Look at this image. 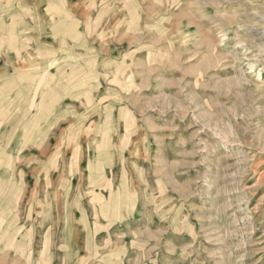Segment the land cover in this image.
I'll return each mask as SVG.
<instances>
[{"label": "rangeland", "instance_id": "obj_1", "mask_svg": "<svg viewBox=\"0 0 264 264\" xmlns=\"http://www.w3.org/2000/svg\"><path fill=\"white\" fill-rule=\"evenodd\" d=\"M23 1L0 264H264V0Z\"/></svg>", "mask_w": 264, "mask_h": 264}, {"label": "bare ground", "instance_id": "obj_2", "mask_svg": "<svg viewBox=\"0 0 264 264\" xmlns=\"http://www.w3.org/2000/svg\"><path fill=\"white\" fill-rule=\"evenodd\" d=\"M25 1V0H24ZM23 1V2H24ZM67 1V0H66ZM37 2V1H36ZM43 3H45L43 0H41L40 2H38V3H36L37 5H41V4H43ZM46 6H47V8L50 10L49 12L50 13H52V11H55L56 12V9L54 10V4H53V2H51V3H46ZM73 6V5H72ZM71 6V7H72ZM71 7H69V8H71ZM57 8V7H56ZM58 11V10H57ZM48 12V13H49ZM47 20H48V16H43L42 17V22L43 23H45L44 24V26H43V29H42V32H45V30L47 29V27L48 28H50L51 30H53V28H55V26H57V25H59V22H55V23H53L52 24V26H50L51 25V23L50 24H48V23H46L47 22ZM76 25V24H75ZM9 27V26H8ZM8 27H1V30L3 31V32H6V31H8V33L10 34V36L12 37V39L14 38V35H13V31L14 30H16V29H14V30H12V29H10V28H8ZM75 27V26H74ZM79 27V26H78ZM15 28V27H14ZM15 32H17V31H15ZM10 37V38H11ZM15 40V39H14Z\"/></svg>", "mask_w": 264, "mask_h": 264}, {"label": "crops", "instance_id": "obj_3", "mask_svg": "<svg viewBox=\"0 0 264 264\" xmlns=\"http://www.w3.org/2000/svg\"><path fill=\"white\" fill-rule=\"evenodd\" d=\"M25 2H26V0H25Z\"/></svg>", "mask_w": 264, "mask_h": 264}]
</instances>
